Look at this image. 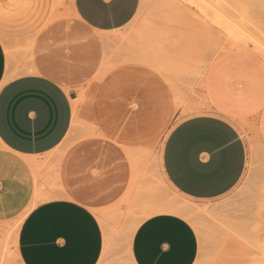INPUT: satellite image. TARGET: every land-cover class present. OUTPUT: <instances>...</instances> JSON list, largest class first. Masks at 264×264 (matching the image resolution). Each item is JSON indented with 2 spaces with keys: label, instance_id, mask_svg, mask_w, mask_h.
<instances>
[{
  "label": "rangeland",
  "instance_id": "1",
  "mask_svg": "<svg viewBox=\"0 0 264 264\" xmlns=\"http://www.w3.org/2000/svg\"><path fill=\"white\" fill-rule=\"evenodd\" d=\"M208 1L217 4L239 28L264 45V0H141L130 24L113 33H101L109 39L104 56V46L94 41L100 34L71 11L74 0H0V39L3 42L8 37L12 44L4 41L9 49L12 46V51L5 49L8 67L12 66L8 73L14 75L23 66L35 64L57 80L73 102V123L68 135L55 151L38 158H45V166L36 205L66 197L58 175L63 172L67 182L78 186L80 180L86 193L99 199L105 209L125 214L106 235L110 251L102 264H130L132 228L145 219L142 207L174 201L209 209L203 210V215L199 211L188 218L191 223L196 222L192 224L201 240L196 264H214L226 239L246 246L243 249L247 257L250 254L251 264H264V154L253 137L245 174L228 194L215 200H195L164 182L161 161L166 140L182 120L207 110L199 70L215 46L225 49L229 44L226 34L210 22L212 16L216 19L212 10L217 6ZM32 73L35 72L24 71L12 77ZM159 83L166 92L159 90ZM167 95L171 101L165 99ZM182 102L196 105V109L184 112ZM137 142L147 173L143 182L141 171L138 182L131 173H125V166L121 167L127 163L129 145ZM11 158L24 159L0 145V234L9 242V264H19L15 255L21 226L16 221L30 203L33 175L29 168L7 163ZM4 182L16 183L22 188V195L9 199L3 191ZM134 189L136 194H131ZM211 208L217 212L212 213ZM233 221L239 223L237 228L249 239L242 241L234 235L228 225Z\"/></svg>",
  "mask_w": 264,
  "mask_h": 264
},
{
  "label": "crops",
  "instance_id": "2",
  "mask_svg": "<svg viewBox=\"0 0 264 264\" xmlns=\"http://www.w3.org/2000/svg\"><path fill=\"white\" fill-rule=\"evenodd\" d=\"M140 4L141 0H74V13L100 34L94 41L104 46V56L105 42L109 39L101 33L126 27L135 18ZM0 27L3 29L1 20ZM34 66L35 73L4 82L8 57L0 39V139L2 147L24 158H11L7 163L31 170L33 187L28 208L38 197L43 182L27 158L38 161L41 174L45 158H38L55 151L73 123L70 95L57 80ZM199 81L207 110L182 120L172 130L161 165L166 184L188 198L207 201L228 194L239 184L249 163L251 137L264 148V57L245 48L224 50L211 59ZM158 87L166 92L170 89L169 81L167 90L161 83ZM166 98L171 101L168 95ZM139 150L138 142L131 143L126 150L127 163L121 164L126 168L125 173H131L138 182ZM59 177L66 197L41 202L25 216L17 240L19 261L21 264H102L110 251L106 235L116 227L113 223L122 219L116 217L115 211L105 209L99 199L87 194L80 180L77 186L75 182H67L66 173ZM21 189L13 182L3 185L9 199L22 195ZM133 193L136 194L135 189ZM245 247L234 239H226L214 264H251ZM130 250L135 264H196L201 240L187 218L160 212L138 224L131 235L129 254Z\"/></svg>",
  "mask_w": 264,
  "mask_h": 264
},
{
  "label": "bare ground",
  "instance_id": "3",
  "mask_svg": "<svg viewBox=\"0 0 264 264\" xmlns=\"http://www.w3.org/2000/svg\"><path fill=\"white\" fill-rule=\"evenodd\" d=\"M34 1V0H33ZM38 1V0H37ZM149 1V0H148ZM154 1V0H153ZM198 1V0H197ZM203 1V0H202ZM207 0H205V2H206ZM29 2V1H28ZM144 2V1H143ZM210 1H208V3H209ZM152 3V2H151ZM233 3V2H232ZM206 4V3H205ZM211 4H213V3H211ZM210 3H209V5H211ZM223 4V3H222ZM33 5V4H32ZM207 5V4H206ZM234 5V4H233ZM233 5H231V6H233ZM73 6V5H72ZM213 6L215 7V6H217V8H218V5L217 4H213ZM221 6V5H220ZM228 7V6H227ZM73 8V9H72ZM71 8V6H70V9H71V11L72 10H74V12H75V9H74V6ZM209 8V7H208ZM213 7H210V9H212ZM217 8H214L213 10H212V12L213 11H215L214 13L216 14V19H214L215 18V16H212L213 18V22L210 20V22L212 23V25L213 24H215L214 26H216V28L218 27L221 31L220 32H223L224 34H226V36H227V38H228V41H229V44L227 45V47L225 48V49H223V48H220L221 46H218V47H216L215 46V49H213L212 50V53H211V57L208 59V60H206L204 63H203V65H202V67L200 68V70H199V74H198V76H199V78H201V79H203V77H204V74H205V72H206V69H207V67H208V65H209V63H210V61H211V59L216 55V54H218V53H220V52H222V51H224V50H227V49H231V48H245V49H249V50H252V51H254V52H256V53H258V54H260V55H262L263 57H264V45L259 41V40H257V39H255L254 37H252L251 36V34H248V33H246V31H243L244 29H242L241 27V29L239 28V26L233 21V19H232V17H229L222 9H220V7L217 9ZM230 8H232V7H230ZM235 8V7H234ZM237 9V8H236ZM68 10V9H67ZM223 11V13H222V11ZM232 10V9H231ZM201 11V10H200ZM73 12V13H74ZM202 12V11H201ZM230 12V11H229ZM234 12H235V10H234ZM233 12V13H234ZM50 14V13H49ZM53 14V13H52ZM51 14V15H52ZM213 14V13H212ZM226 14V15H225ZM230 15V14H229ZM48 18H49V16H48ZM43 21V20H42ZM215 21V22H214ZM44 22V21H43ZM41 24V23H40ZM43 24V23H42ZM211 25V26H212ZM218 25V26H217ZM38 26V25H37ZM39 27L40 26H38V29H39ZM137 28V27H136ZM217 28V29H218ZM37 29V28H36ZM2 28L0 27V34H3L2 33ZM219 31V30H218ZM11 32V31H10ZM215 32V31H214ZM219 32V33H220ZM220 34H222V33H220ZM6 35V34H5ZM222 36H224V35H222ZM14 37V36H13ZM216 37V36H215ZM35 38V37H34ZM226 38V39H227ZM223 39V38H222ZM3 40V39H2ZM5 40L7 41H9L8 42V44L10 43V45H12L11 44V40L8 38V37H6L5 38ZM5 40H3V45L5 46V49H7L10 45H8L6 42H4ZM218 40H220V39H218ZM217 40V41H218ZM214 41V40H213ZM217 41H215V42H217ZM220 41H222V43H223V40H220ZM224 42H225V39H224ZM264 42V41H263ZM218 43V42H217ZM225 44H226V42H225ZM6 45H8V47L6 46ZM213 45V44H212ZM224 45V44H223ZM11 48H12V46L10 47V49L8 48V50H11ZM213 48H214V46H213ZM8 50H7V52H8ZM12 51V50H11ZM8 53H10V54H12V52H8ZM8 56H10V55H8ZM9 60V59H8ZM32 60V59H31ZM30 60V61H31ZM23 62V61H22ZM12 64V63H11ZM27 64V63H26ZM10 65V64H9ZM28 66V65H27ZM23 66L19 71H17L14 75L12 74V73H8L7 75H6V77H5V80H3L4 82H6V81H8L12 76H15V75H18L20 72L22 73V72H24V71H26V72H35V66H34V64H32V65H30V66ZM12 67V66H11ZM11 67L9 68L8 67V70L11 72ZM7 70V71H8ZM16 70V69H15ZM14 73V72H13ZM197 105L199 104V103H196ZM184 108H183V110H184V112H188V111H190V110H194V109H196V105H189V104H186L185 106H183ZM78 130V129H77ZM253 131H255V129H252ZM251 130V131H252ZM77 133H78V131H77ZM82 134V133H81ZM77 135V134H76ZM252 138V137H251ZM253 141V140H252ZM256 143H257V145L259 146V148H260V150L263 152L262 154H264V148L261 146V144H260V142H258V141H256ZM0 145L1 146H3V142L1 141V139H0ZM257 147V146H256ZM259 150V149H258ZM147 156V155H146ZM150 156V155H149ZM264 156V155H263ZM139 157H140V161L142 160L141 158H142V155L140 154L139 155ZM26 158H27V156H26ZM149 158V157H148ZM28 160H29V163L31 164V166L33 167V170L35 171V173L37 174V178L39 179L40 178V171H41V168H40V165H39V163H38V161H36V160H34L33 158L32 159H29V157L27 158ZM259 159V158H258ZM262 159H264V157L262 158ZM144 160V159H143ZM152 160H153V158H152ZM261 160V159H260ZM146 161V160H145ZM157 161V160H156ZM264 161V160H263ZM144 162L143 161H141V177H144V179L142 180V182L145 180V175H147V173H146V167H145V165L143 164ZM157 163V162H156ZM264 172V171H263ZM59 173V172H58ZM56 175V174H55ZM59 175V174H58ZM147 178V177H146ZM142 179V178H141ZM148 179V178H147ZM148 181V180H147ZM163 181V180H162ZM161 182V181H160ZM165 182V181H164ZM256 183V182H255ZM253 185V184H252ZM259 185H262V184H260V182H259ZM256 186V185H255ZM257 187H258V185H257ZM257 187H255L256 189H257ZM245 190H246V188H245ZM258 190H259V188H258ZM248 191H251V190H248ZM256 192H259V191H256ZM240 193V192H239ZM255 193V192H254ZM261 193V192H260ZM259 193V194H260ZM264 193V192H263ZM250 194H252V191H251V193ZM258 194V195H259ZM138 195H139V193H138ZM264 195V194H263ZM263 195H261V196H263ZM37 196V195H36ZM135 196H137V195H135ZM256 196V195H255ZM177 198V197H176ZM175 198V199H176ZM258 197L256 196V199H257ZM261 198V197H260ZM263 199H264V197H262ZM158 201V200H157ZM251 201V200H250ZM36 202H37V197H35V199L33 200V202L31 203V205L29 206V208L23 213V214H21L19 217H18V219H17V225H20L21 226V223L23 222V216H25V214L27 213V212H29L32 208H34L35 206H36ZM174 202H176V201H174ZM162 203V202H153L152 204H149V203H147V205H144L142 208H143V213H144V218H146V217H148V216H151V215H154V214H156V213H160V212H170V213H174V214H178V215H182V216H184L185 218H190V216L191 215H193V217H195L196 216V212H199V211H201V215H203V213H202V211L203 210H208L209 211V209H206V208H204L203 210L201 209H199V207H198V205H195V207L196 208H194L193 207V204H192V202H191V205L190 204H188L187 202V204L185 203V201H184V204L185 205H181V204H178L179 202H177V203ZM248 202V201H247ZM259 202V201H258ZM198 204V203H197ZM250 204V203H249ZM248 205V204H247ZM252 205V204H251ZM125 210V209H124ZM227 211V210H226ZM204 212V211H203ZM207 212V211H206ZM211 212L212 213H214V212H217V209L216 208H211ZM195 214V215H194ZM244 215V214H243ZM125 216V214L122 216L121 214H118L117 213V215H116V217H121V219H122V217H124ZM115 217V216H114ZM197 218V217H196ZM204 218V217H203ZM208 218V217H207ZM211 218V217H210ZM231 218H233L232 216H231ZM255 218V217H254ZM118 219H120V218H118ZM120 219V220H121ZM191 219V218H190ZM204 219H206V217L204 218ZM226 219V218H225ZM239 219V218H238ZM189 220V219H188ZM199 220V219H198ZM201 220V219H200ZM214 220V219H213ZM190 221V220H189ZM203 221V220H202ZM193 222H195V221H193ZM192 222V223H193ZM201 222V221H200ZM135 223V222H134ZM140 223V221L138 222L137 221V223L133 226V231H135L136 230V228H137V226H138V224ZM195 224H196V222H195ZM208 224H209V222H208ZM239 224V223H238ZM238 224L236 223V222H231L230 224H228L229 225V227H230V229L231 230H233V232H235L234 233V235L235 236H237L239 239H241L242 241H244L245 240V238L247 239L248 237L244 234L243 235V233L240 231V229H238L237 228V226H238ZM205 225V224H204ZM210 225V224H209ZM227 225V226H228ZM105 227H106V225H104ZM197 226H198V224H197ZM19 227V226H18ZM203 227V226H202ZM202 227H200L199 229L201 230V232L202 233H204L205 231L203 230V228ZM208 227V226H207ZM205 228V227H204ZM211 228V227H210ZM233 228V229H232ZM230 229H228V231L229 232H232ZM260 229V228H259ZM207 230H209V227H208V229ZM211 230H212V228H211ZM210 230V231H211ZM106 231V230H105ZM130 231V230H129ZM218 232V231H216V230H214L213 229V232ZM257 231H258V229H257ZM213 232L211 231V233L213 234ZM232 232V233H233ZM114 233V232H113ZM211 235V234H210ZM214 235L215 234H213V237H214ZM6 237V236H5ZM224 237V236H223ZM8 237H6V239H7ZM213 239V238H212ZM221 239H224V238H219L218 240L220 241ZM249 239V238H248ZM9 240V239H8ZM131 240V239H130ZM240 240V241H241ZM132 243V242H131ZM257 243H258V241H257ZM263 247V246H262ZM8 249H9V242L8 241H6V240H4V238H3V236H1V234H0V252H1V263L0 264H9V262H8V258H7V252H8ZM109 250H110V248H108ZM107 250V249H106ZM108 251V250H107ZM131 251L132 250H130V254H129V263L130 264H135V262H134V260H133V258H132V254H131ZM129 253V252H128ZM16 257H17V260H18V262H19V264H21L20 263V261H19V256H18V252H17V254L15 255ZM125 264V263H124ZM199 264H201V263H199Z\"/></svg>",
  "mask_w": 264,
  "mask_h": 264
},
{
  "label": "water",
  "instance_id": "4",
  "mask_svg": "<svg viewBox=\"0 0 264 264\" xmlns=\"http://www.w3.org/2000/svg\"><path fill=\"white\" fill-rule=\"evenodd\" d=\"M75 96V94H72V97H74Z\"/></svg>",
  "mask_w": 264,
  "mask_h": 264
}]
</instances>
